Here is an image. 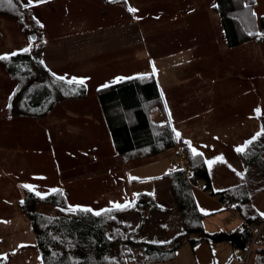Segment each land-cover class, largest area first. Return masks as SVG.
I'll list each match as a JSON object with an SVG mask.
<instances>
[{"label": "crops", "instance_id": "obj_1", "mask_svg": "<svg viewBox=\"0 0 264 264\" xmlns=\"http://www.w3.org/2000/svg\"><path fill=\"white\" fill-rule=\"evenodd\" d=\"M213 2L47 0L35 3L34 0V6L29 7L28 0H20L22 11L32 17L33 22H30L37 27L41 38L23 46L26 49L31 46L39 54L35 61L34 55L30 54L31 61L16 72V75L28 78L18 91L14 92L15 87L9 81H13L12 73L3 66L1 61L4 59H0V121L7 120L5 131L17 127V138L13 140L12 136V141H7L8 138L3 141L7 145L0 144V155L7 159L0 160V181L4 180V185L8 186L3 190L6 191L4 199L15 197L19 187V195L14 198L16 211L24 195L23 189L39 196L60 190L69 203L78 180L63 179L61 174L73 170L77 164L61 165L67 158L85 156L80 150L81 145L85 142L89 145L93 140L91 134L75 137V131L83 128L91 132L103 130L105 135L101 140L96 139L94 148L88 146L89 150L94 153L96 148L106 146L107 141L114 149L98 95L110 85L133 77H153L161 102V109L151 112L153 119L169 125L174 142L177 132L185 137L191 143V147L187 144L186 150L192 152L195 148L206 165L217 156H235L237 151L234 149L242 147L246 140L254 137L264 140V39L228 46ZM129 8L137 11L130 12ZM253 15L257 33H260L264 0H255ZM23 34L20 32L19 36ZM0 38V57L17 52L18 48L9 45L6 35ZM81 79L83 84L74 82ZM91 102L93 107L87 104ZM69 103L82 105L84 110L79 112L70 107L72 105L65 106ZM256 109H260L259 115ZM55 112L71 119L65 126L71 132L65 142L58 134L62 126L55 118ZM17 116L36 119L35 124H38L34 126L27 120L29 123L12 126L11 117ZM44 117L46 120H42ZM75 139L78 141L76 147L68 144ZM68 146L73 150L78 148V153L71 152ZM171 152L168 150L137 166H127L122 160L116 172L130 184L121 187L120 193H136L134 186L137 184L150 185L152 180L172 171ZM115 154L119 155L116 151ZM104 159L99 153L93 161L102 163ZM207 170L209 174L208 166ZM53 177L55 182L48 184ZM130 177L138 179L131 180ZM145 193H149V189ZM193 196L205 217L225 210L215 197L202 191L201 186L193 189ZM1 223L2 244L5 233ZM204 242L191 246L196 264H217L218 253L210 247L211 242L207 244L212 251L213 263L206 262V256L198 247ZM230 244L233 250L238 249ZM226 250L227 264L236 259L242 261L243 250L239 249L238 255L229 248Z\"/></svg>", "mask_w": 264, "mask_h": 264}, {"label": "trees", "instance_id": "obj_2", "mask_svg": "<svg viewBox=\"0 0 264 264\" xmlns=\"http://www.w3.org/2000/svg\"><path fill=\"white\" fill-rule=\"evenodd\" d=\"M16 1L0 0V15L19 21L23 9ZM254 4L255 0H214L213 8L219 15L228 46L264 39V17L260 19L261 32L257 33ZM30 61V53L24 51L11 54L1 62L7 71L16 75ZM98 98L114 149L119 155L142 152L145 157L155 158L174 145L169 125L166 122H156L152 117V111L161 109L152 76L133 77L110 85L99 93ZM186 162L191 168L188 178L181 170L169 171L160 178L166 182L172 195L176 211L182 220L183 232L167 244L142 243V252L146 257L143 263L168 262L175 258L176 251L184 243L188 242L193 246L201 241H208L202 226L206 215L196 206L194 187L201 186L202 191L215 197L221 204H234L233 210L243 220V228L236 233L245 245L253 238L246 225L263 221L259 217H253L245 209L250 199L245 185L214 191L203 156L186 150ZM138 200L132 208L139 204ZM40 203L55 206L57 214L47 216L30 208ZM155 205L150 201L141 206L155 208ZM20 207L34 235L41 257L40 264H129L133 261V258L123 257L119 261L108 256V252L116 244L128 245L129 239L123 238L126 225L117 220V215L127 211L128 207H111L99 211H84L83 209L89 208L79 207L70 208L69 213H63L58 210L66 208L60 190L39 196L29 189H25ZM96 212H100V215H96ZM255 250L253 264H264V246L258 245ZM128 255L129 253L124 254Z\"/></svg>", "mask_w": 264, "mask_h": 264}, {"label": "rangeland", "instance_id": "obj_3", "mask_svg": "<svg viewBox=\"0 0 264 264\" xmlns=\"http://www.w3.org/2000/svg\"><path fill=\"white\" fill-rule=\"evenodd\" d=\"M16 2L18 5H20V0H17ZM20 7L22 6L20 5ZM20 14H22V16L19 21H16L15 19L5 15H0V36L6 35V37H8L10 46L18 48L17 52H24L23 50L26 49V47L23 46H29L31 43L30 34L33 33L36 37V40L41 38V34L37 27L30 22L32 19L30 15V17H28L27 13H24V11L20 12ZM30 24L33 25L30 26ZM20 32L24 33L23 36H19ZM7 33L10 34V36L7 35ZM21 39L23 41H21ZM1 44L2 42L0 41V46ZM35 47L37 48L38 46ZM1 49L4 50V47L2 46ZM27 49V52L34 55L35 61L39 52L35 48L32 49L31 46ZM10 75L11 79L14 81L13 82L9 80L11 84L13 83L12 86L15 87L14 92L18 91L19 88L25 85L28 79L22 77L21 75ZM74 103H69L67 105L65 104V106L72 105L70 107H74V110L79 112L84 110H82V105L78 106V104H75L73 106ZM87 104L90 107H93L92 102L91 104ZM55 113V118L58 119L59 125L62 126L58 134L61 138L62 136L64 137V140L62 138V141L65 142L68 140V135L71 134V132L67 131L65 126L68 123H71V119L58 114L59 112ZM23 118L25 117H11V119H13L12 126L29 123L27 120H30L34 126L38 124H35L37 122L36 119ZM96 118L98 119L99 116ZM42 120H46V118L44 117ZM6 124L7 120L5 121L2 119V121H0L1 145H7V143L4 144L3 142L6 141L7 138V141H12V136H14L13 140L17 138V127L12 128L10 131H5ZM76 124L81 125L80 122H77ZM79 130L75 131V137L78 136L81 138V135L83 136V134H91L93 140L89 143V145H87L88 142H85L83 145H81L80 150L83 151L85 156H79V158L73 159H66V157L63 156L66 161L63 162L61 167H67L71 165L73 166L74 164L77 165L75 168H73V170H69V174L67 171L64 172L63 175L61 174L62 178L69 180L74 179L76 181L78 180V186L75 190H73V193L69 198V203L66 202L65 197L63 196L65 207L67 209H75L79 207L89 209L91 208L93 211H99L105 208L114 207L115 204H128V210L117 215V220L120 223H124L126 225L123 238L129 239L128 245L125 246L119 243L116 244L108 252V256L119 261H121L123 257L133 258V261H131L129 264H138L143 262L146 260V257L142 252V243H149L152 245L167 244L172 239H174V237L183 232L181 226L182 220L176 211L169 188L167 187L165 181L154 179L151 181L150 185L149 183L147 184L144 182H138L139 184L134 186L136 187L134 188L136 193H132L131 195L128 193H120V188L125 187L130 183H128V180L126 181V179L122 177L120 172H116L117 165H120L121 161L123 160V162H126L125 165L127 166H137L139 164L146 163L153 158L143 156L142 152H134L129 155L117 156L109 141L106 142V146L100 142L104 147L96 148L93 153V151L89 150V148H94L93 145H97V138L99 140L102 139V137L105 135L103 130H95L92 132L90 130H84V128ZM37 134H40V132ZM20 135H23L22 131H20ZM44 136L46 137V135ZM261 136H263V134ZM76 143H78L77 139L70 141L68 144H74L76 147V145H78ZM90 145L92 147L88 148ZM68 147L70 148L71 152L78 153V148L73 150L70 146ZM239 148H243V151H237L236 147V149H234L235 152L237 151L235 156H219L223 157V162L217 160L216 157H214L215 162L211 166L208 163L207 166L209 169L210 182L214 191H222L242 184L247 187L250 199L245 206V209H247L249 214L253 215V217L256 216L263 219L261 223L254 222L257 229H260V234L255 244L256 248L258 245L264 246V140H257V137H254L250 141H244L243 146ZM222 150L226 151L224 148ZM64 153H69L71 157L73 156L70 154V152L64 151ZM99 153L101 157H105L104 162L102 163L93 161L96 159V156L98 157ZM171 154H173V152H171ZM4 159L7 160L3 154L0 155V160L2 162ZM2 166H4L3 163ZM61 170L65 171L66 169L61 168ZM104 172L106 174H104ZM54 182L55 180L53 177L48 184H53ZM5 187L8 186L4 185V180L0 181V221H2L1 224L4 226L3 232L5 233L3 236L4 243H0L1 245L5 246V248H3L0 245V262L1 264H40L41 257L35 242L34 235L30 228L29 221L20 207L22 200L19 202L18 211H16V205L14 204L16 203L15 199L19 195V187H17L18 190H16L17 193L15 197L11 196L9 199H4V193L6 191L3 190ZM146 189H149V193H151V195H149V193H145ZM23 191L25 195V189H23ZM136 200L140 202L137 206L132 208V205ZM150 201H153L156 204L155 208L149 206L143 208L141 206L144 204V202L148 203ZM30 208L32 210H37L39 213H43L47 216H55L57 214V209L55 206L45 203L33 205ZM20 219H22V222ZM202 226L207 235H216L219 233L233 234L231 232H237L243 228V220L234 210L232 211L225 209L215 213L214 215L205 217L202 222ZM207 242L210 241H205L203 244H198L201 245L198 247H200L199 249H202L201 251H203L204 256H206V262L209 261V263H213L212 251L211 248H209V245H211L210 247H212V249H216V252L218 253L216 257L217 264H227V261L225 260L227 248L231 249V251L236 255L241 253L239 249L233 250L232 245L230 244L231 242L229 241L217 243L211 242L209 245ZM199 249L197 248V250ZM125 253H129V255L124 256ZM236 255L235 257H237ZM175 257V260H170L164 264H196L197 262L193 253V247H191L190 243L188 242L184 243L176 251ZM187 257L189 258V261ZM236 260H232L230 264H243V261L237 262Z\"/></svg>", "mask_w": 264, "mask_h": 264}, {"label": "built area", "instance_id": "obj_4", "mask_svg": "<svg viewBox=\"0 0 264 264\" xmlns=\"http://www.w3.org/2000/svg\"><path fill=\"white\" fill-rule=\"evenodd\" d=\"M187 139L185 137L180 136L179 138H175L174 145L170 148V150L173 152V160L171 162V170H181L183 171L186 178H188L191 175V168L186 162V143ZM225 209H229L233 211L234 204L226 205L225 203L222 204ZM248 230L252 232L253 238L251 242L247 245H245V248L243 249V256L242 261L243 264H253L254 262V256L256 253L255 244L257 242V238L260 234V229H257L255 224H247L246 225Z\"/></svg>", "mask_w": 264, "mask_h": 264}, {"label": "snow or ice", "instance_id": "obj_5", "mask_svg": "<svg viewBox=\"0 0 264 264\" xmlns=\"http://www.w3.org/2000/svg\"><path fill=\"white\" fill-rule=\"evenodd\" d=\"M9 2H11V0H9ZM45 2H47V0H35V3H45ZM110 2H115V0H110ZM27 6H29V7H30V6H34V0H28V4H27ZM129 11H130V12H135V11H137V9H135V8H129ZM41 26H42V25H41ZM23 51L27 52L28 49H24ZM12 55H16V53H12ZM5 58H7V57H0V59H5ZM154 71H155V69H154ZM61 79H62V78H61ZM74 82H77V83H79V84H83V83H84V80L81 79V80H79V81H74ZM255 111L257 112L258 115L260 114V109H256ZM258 135H259V134H258ZM176 136H177V138H179L180 133L177 132V133H176ZM186 143H188L189 146L191 147V143H190V142H187V141H186ZM249 143H250V142H249ZM236 150H237V151H243V148H237ZM192 152H193L194 155H200V153H197V152H196V149H195V148H192ZM216 159L219 160V161H221V162H223V157H217ZM214 162H215V161H208V163H209L210 166H211ZM130 179H131V180H136V179H138V178H137V177H130ZM24 187L31 188V186H29V185H25ZM53 191H56V190H53ZM128 206H129L128 204H125V205L115 204V205H114L115 208H123V207H128ZM83 210H84V211H92L91 209H83ZM95 214H96V215H100V212H96Z\"/></svg>", "mask_w": 264, "mask_h": 264}, {"label": "water", "instance_id": "obj_6", "mask_svg": "<svg viewBox=\"0 0 264 264\" xmlns=\"http://www.w3.org/2000/svg\"><path fill=\"white\" fill-rule=\"evenodd\" d=\"M30 39L34 41L36 39L35 35H31ZM59 211L63 213H69L70 210L67 208H58ZM206 239L210 242H222V241H229L231 242L236 248L243 250L245 248V243L242 241L240 236L237 233L233 234H226V233H219L216 235H206Z\"/></svg>", "mask_w": 264, "mask_h": 264}]
</instances>
